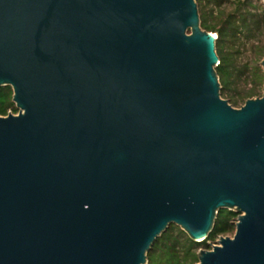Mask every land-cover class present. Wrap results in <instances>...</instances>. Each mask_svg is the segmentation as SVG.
Listing matches in <instances>:
<instances>
[{
  "label": "water",
  "instance_id": "95a60500",
  "mask_svg": "<svg viewBox=\"0 0 264 264\" xmlns=\"http://www.w3.org/2000/svg\"><path fill=\"white\" fill-rule=\"evenodd\" d=\"M217 39L196 0H0V264H148L221 210L197 264H264V85L223 99Z\"/></svg>",
  "mask_w": 264,
  "mask_h": 264
},
{
  "label": "trees",
  "instance_id": "16d2710c",
  "mask_svg": "<svg viewBox=\"0 0 264 264\" xmlns=\"http://www.w3.org/2000/svg\"><path fill=\"white\" fill-rule=\"evenodd\" d=\"M198 3L202 0H196ZM201 19V18H200ZM238 18L236 15H231L230 19L223 24L209 23L206 15L203 16L201 26L204 30L218 34L216 42L217 53L220 58V64L216 71L220 77L222 85V95L226 92L232 91L235 75V63L232 55L226 52L228 40L230 38L237 39L238 34L245 30L244 23L238 25ZM243 19V17H240ZM261 59H264V47L260 51ZM239 76V75H238ZM253 77L257 81H264L261 68L255 67ZM255 93H247L245 96L237 94L230 96L235 104L240 101L253 98ZM13 90L11 87L0 88V116H7L9 111L17 113L18 109L12 101ZM238 214L228 210H221L218 213L215 221V226L209 237L201 243L192 241L188 235L178 226L171 225L168 230L157 239L151 251L148 254V264H197L199 262L198 252L206 245L209 240H216L224 234L231 233L235 230L233 219Z\"/></svg>",
  "mask_w": 264,
  "mask_h": 264
},
{
  "label": "rangeland",
  "instance_id": "374dc122",
  "mask_svg": "<svg viewBox=\"0 0 264 264\" xmlns=\"http://www.w3.org/2000/svg\"><path fill=\"white\" fill-rule=\"evenodd\" d=\"M197 4L201 21L206 15L209 23L221 25L229 20L231 15H236L238 25L243 23L245 25V30L237 35V39L230 38L228 40V46L225 49L234 59L236 77L232 91L224 93L222 98L228 100L234 108L239 109L244 106L248 99L235 104L230 96L237 94L245 96L247 93L253 92L255 96L249 99L262 97L264 81H257L253 77V71L255 67H260L264 76V70L261 66L263 59L260 56V51L264 47V0H202ZM216 35L218 36V34ZM237 218L238 215L233 219L234 224H236ZM235 230L220 237H233ZM220 237L216 240L207 241L201 249L211 250L213 246L218 245Z\"/></svg>",
  "mask_w": 264,
  "mask_h": 264
}]
</instances>
